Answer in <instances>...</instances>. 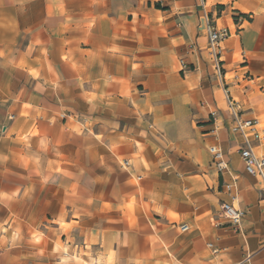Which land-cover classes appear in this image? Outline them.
<instances>
[{
  "label": "crops",
  "instance_id": "0c3cea01",
  "mask_svg": "<svg viewBox=\"0 0 264 264\" xmlns=\"http://www.w3.org/2000/svg\"><path fill=\"white\" fill-rule=\"evenodd\" d=\"M225 88L264 123V0H0V264H264Z\"/></svg>",
  "mask_w": 264,
  "mask_h": 264
},
{
  "label": "built area",
  "instance_id": "2783aa9c",
  "mask_svg": "<svg viewBox=\"0 0 264 264\" xmlns=\"http://www.w3.org/2000/svg\"><path fill=\"white\" fill-rule=\"evenodd\" d=\"M202 9L204 20H205V32L207 38V50L212 58L214 67L216 71L220 74L221 60H220V43L223 39L230 35V30L228 27H218L216 22L212 20L210 14L211 12L207 10L206 5L202 1L200 4ZM237 17H240L238 15ZM183 70L187 69V65L182 63ZM225 91L226 105L230 113V124L232 132L238 134L242 139V144L238 149L240 158L244 164V169L246 173L252 176H258L263 182V187L261 189V195L264 196V123H262L257 118L245 117L242 113V108L240 103L235 100L227 91ZM212 119H215V112L210 114ZM259 147L262 151L259 153L257 151ZM212 161L215 164L218 172H223L226 170L227 162L224 158L221 150L215 146L209 148ZM223 189L230 191L231 185L229 183L223 184ZM221 211L223 216L229 220L230 224L238 226L241 222L243 212L235 208L232 204L222 203ZM182 231L188 229L186 224L180 226ZM216 252V249H212ZM236 264H255L252 260V256L245 255Z\"/></svg>",
  "mask_w": 264,
  "mask_h": 264
}]
</instances>
